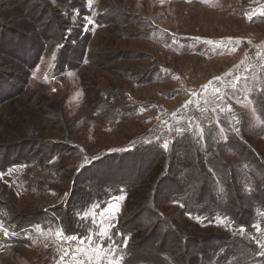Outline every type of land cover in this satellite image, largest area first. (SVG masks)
I'll use <instances>...</instances> for the list:
<instances>
[{"label":"rangeland","instance_id":"1","mask_svg":"<svg viewBox=\"0 0 264 264\" xmlns=\"http://www.w3.org/2000/svg\"><path fill=\"white\" fill-rule=\"evenodd\" d=\"M40 5L0 0V24L23 31L32 27L27 6L35 17L45 14L46 20L48 12L68 32L81 33L88 45L81 62L74 58L65 68L56 64V47L47 46L24 87L19 80L27 70L19 61L0 58L9 74L18 76V92L0 104V148L26 144L33 135L76 151L57 156L47 169L28 164L0 171L5 228L66 203L72 183L52 170L60 163L80 168L139 142L162 146L167 141L170 147L184 133L202 142L204 129L223 141L226 127L248 131L247 141L264 159V137L252 132L262 125L252 96L264 94V0H90V6L89 0H46L47 12ZM14 43L30 50L28 41ZM112 106L119 118H110ZM4 153L0 149V157ZM115 199L87 209L91 229L85 238L92 239L84 243L85 238L58 239L61 228L47 222L19 232L8 229V236L0 232V264H120L112 239L96 234L111 224L110 236L125 198L114 218L105 213L91 219ZM199 228L200 234L215 230Z\"/></svg>","mask_w":264,"mask_h":264},{"label":"trees","instance_id":"2","mask_svg":"<svg viewBox=\"0 0 264 264\" xmlns=\"http://www.w3.org/2000/svg\"><path fill=\"white\" fill-rule=\"evenodd\" d=\"M35 2L49 10L46 0ZM25 10L33 24L28 31L0 24V58L19 61L27 70L26 78L19 80L23 87L47 46L56 47V64L65 68L74 58L81 62L88 45L81 33L68 32L48 12L44 20L45 14L34 16V8ZM17 41H28L30 50L14 45ZM0 62L2 104L18 92V76ZM252 97L262 123L252 132L263 138L264 94ZM118 114L112 106L110 118ZM245 134L248 131L241 134L226 127L225 139L218 141L204 129L202 142L184 133L167 151L158 142H139L80 168L68 163L52 166L62 182L72 183L66 203L26 221L15 220L8 229L19 232L47 222L58 225L66 236L82 239L91 229L83 218L87 209L123 195L125 204L110 234L120 264H264V159ZM30 138L26 144L18 141L0 148L5 149L0 171L28 164L47 169L57 156L76 151L63 142ZM171 206L174 210L169 211ZM208 225L215 230L200 234L199 227Z\"/></svg>","mask_w":264,"mask_h":264},{"label":"snow or ice","instance_id":"3","mask_svg":"<svg viewBox=\"0 0 264 264\" xmlns=\"http://www.w3.org/2000/svg\"><path fill=\"white\" fill-rule=\"evenodd\" d=\"M89 6H90V0H89ZM262 14H264V12H262ZM85 20L87 21L88 25H91L92 21H91V19L89 17H85ZM208 43H212V42L211 41H208ZM215 79L218 80L219 78H215ZM238 79L239 78H237V80ZM211 83H213V82L212 81H209V84H211ZM202 87L205 90H207V87L208 86L207 85H204ZM53 91H55V89H53ZM218 92H219V89L218 88L214 90V93L215 94H218ZM197 95H199V94H197ZM187 103H191V101H189ZM185 106H187V104ZM168 147H169L168 142L165 141L164 144L162 145V148L165 151H167L168 150ZM83 166H85V165H81V167H83ZM124 198L125 197L123 195L117 197L111 204H109L105 208V210L103 212H93L92 213V216H91V219L95 222V217L97 215H99L101 217H104L105 213L108 214L109 219L114 218V216L117 215L118 212H119V201L123 200ZM83 218H85V219L89 218V214L87 212L84 213ZM103 223H104V221L102 219L100 221V223L97 225V227L98 228H102ZM111 227H112V225L109 224V227L108 228H103V230L102 231H99L96 235H98L100 237H103L105 239H110L111 237L109 236V231H110ZM36 228H37V230H40L41 232L44 231L40 226H36ZM0 232H2L4 236H8L9 235V231H8L7 228L4 227V224H3L2 221H0ZM55 235H56V237L58 239H64V240H67V241H74V240H79L80 239L79 237H76V236H66L65 233H64V231H63V229L57 230L55 232ZM90 239H92V238L91 237H87V238H85V240H81L80 242L81 243H84V242H86V241H88ZM90 247H92L91 244H90ZM102 248H103V245L100 246V249H102ZM97 251H99V249ZM109 251H111V250H109ZM107 264H114V262H113V260H108L107 261Z\"/></svg>","mask_w":264,"mask_h":264}]
</instances>
